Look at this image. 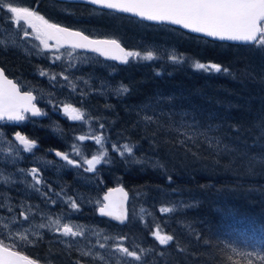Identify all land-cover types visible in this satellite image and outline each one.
Wrapping results in <instances>:
<instances>
[{
    "label": "trees",
    "instance_id": "1",
    "mask_svg": "<svg viewBox=\"0 0 264 264\" xmlns=\"http://www.w3.org/2000/svg\"><path fill=\"white\" fill-rule=\"evenodd\" d=\"M56 4L62 12L61 17L54 15L56 23H77L81 29L91 25L102 33H119L120 41L122 37L141 38L137 32L141 30L154 40L166 37L191 61L228 68V73L196 71L187 68V60L181 66L166 64L163 72L150 63L118 65L115 77L129 92L111 101L93 97L88 109L112 122L109 140L137 144V157L147 162L126 165L120 158L114 160L102 173V188L104 193L111 186L123 185L132 199L143 200L149 213L147 223L161 224L173 235V241L160 248L166 252V264H248L249 260L264 264V49L210 40L107 10L101 13L85 3ZM90 14L93 18L86 21ZM72 15L79 19L73 21ZM25 63L23 56L0 50L2 66L23 70ZM159 97L171 113L156 116L150 124L138 120L133 107ZM182 119L186 122L181 123ZM51 128L35 126L22 132L42 140ZM60 137L49 138L41 146L67 152L71 140L63 143ZM179 201H184L179 210L160 214L161 206ZM99 219L152 250L159 249L147 224L137 222L130 229V216L124 225ZM187 222L192 223L190 228ZM59 247V243L41 241L24 247V252L41 264H67Z\"/></svg>",
    "mask_w": 264,
    "mask_h": 264
},
{
    "label": "snow or ice",
    "instance_id": "2",
    "mask_svg": "<svg viewBox=\"0 0 264 264\" xmlns=\"http://www.w3.org/2000/svg\"><path fill=\"white\" fill-rule=\"evenodd\" d=\"M81 2L96 7L101 13L107 10L110 14H127L144 21L176 25L191 33L201 34L219 41L239 42L264 49V0H81ZM0 10H6L10 17L6 22L12 24L17 31L23 25L21 40H28L31 36L39 42L38 45H34L36 55L48 57L52 64L67 58L69 63L65 71L56 73L49 69L39 68L37 74L41 78H46L50 85L60 84V80H63L64 84L60 86L67 87L72 92L77 91L78 85L65 72L67 69L77 66L71 61L75 59L74 54L78 51L95 53L106 60L118 61L121 64L141 60L155 61L159 58L154 50H145L143 53L129 50L117 38H94L83 30L52 22L28 6H18L14 0H0ZM9 47H19L15 38L7 43L0 41V48L7 50ZM168 59L173 64H182L186 57L172 52ZM192 67L197 71L207 73L229 72L228 68L214 62L195 61ZM157 74L159 75V73ZM83 83L87 84L88 82L83 81ZM114 91L117 96H121L127 94L129 89L121 84ZM80 95L83 97L87 93L81 92ZM42 99V94H34V91H21L19 84L8 78L5 70L0 68V122H8L18 127L30 118L47 117V112L38 106V101ZM52 100L50 95V106L56 110L58 115H62L68 121L90 125L94 119L82 107L66 102H61L57 106L52 103ZM143 121L148 124L153 122L150 116L143 117ZM99 127L103 129L105 124L101 123ZM53 130L61 131L59 126ZM89 132H91V128H89ZM5 135L0 131V142L8 145L6 153L0 148V154L3 155V160L0 162L5 165L0 168V187L14 189L17 185H23L25 191L31 190L38 194L45 205H56L58 201H61L69 211L53 217L38 206L29 205L24 201L13 204L11 203L12 197L0 193V209H5L9 214L0 216V227L8 230L12 225H28L21 231L7 232V239L12 241L11 244H6L3 239H0V264H38L37 260L15 250V242L22 241L30 244L34 240H42L44 230L53 234L56 243L63 245V251L75 250L79 252L81 259H77L73 264H82L83 257H89L91 264H97V262L107 264L105 255L99 250L110 251L113 254H119L121 258H131L135 262H142L146 255L153 251L151 248L145 249L139 246L130 250L125 246L128 237L124 235L116 237L103 235V242H101L102 229L91 231V235L97 238L95 244L89 241L88 246H82L79 238H86L89 230L82 225L63 222L73 213L80 211L81 204L77 201L81 198L67 195L63 188L60 192H55L51 185L46 184L38 167L16 168L15 172H7L8 165L14 167L22 159L21 153L33 154L34 150L38 148V142L21 131L14 132L11 141L6 140ZM88 140L94 141L95 145L99 146L98 152L90 157L84 153L80 143ZM107 143H109V139L104 134H81L74 137L70 152L52 151L65 165L83 168L86 173L96 174L99 170L98 166L114 163L108 147L105 146ZM138 148L137 144L127 141L119 145L111 143V152L117 154L126 165H142L147 162L146 158L137 157L136 150ZM72 153L79 159L72 158ZM47 163L52 162L48 161ZM153 166H158V164ZM17 176L23 177V179L18 180L15 178ZM28 177L31 178L30 182ZM168 179L171 182V177ZM44 188L47 191L42 190ZM113 193H120V195L114 196ZM127 201L128 193L124 191L123 187L109 189L102 202H97L99 204L98 213L124 225L129 219ZM17 207L20 209L18 215L16 214ZM159 211L170 213L174 211V208L161 207ZM140 212L143 214L145 209L141 208ZM37 216L41 221L39 223L34 222ZM151 236L158 241L160 246H167L173 241V235L162 234L159 230L152 231ZM110 240L113 241L111 245L109 244ZM49 243L51 244L52 241ZM158 255L162 257L163 254ZM248 264H252L251 260L248 261Z\"/></svg>",
    "mask_w": 264,
    "mask_h": 264
},
{
    "label": "rangeland",
    "instance_id": "3",
    "mask_svg": "<svg viewBox=\"0 0 264 264\" xmlns=\"http://www.w3.org/2000/svg\"><path fill=\"white\" fill-rule=\"evenodd\" d=\"M39 1L42 0H35V2L34 0H14V2L18 6H28L43 15V11L40 8ZM67 11L70 13L69 10ZM91 17L93 18L92 14H90V16H87L86 21L91 20ZM46 18H48L52 22H55L53 20L55 19L53 15H50V18L49 17ZM9 19L10 17L7 14L6 10H0V41H4L5 43H7L10 42L13 38H15L19 47H9L7 50H3V48H0V50L5 52L13 51V55L23 56L26 59V63L24 64L25 66H23L24 68L23 70L22 69L19 70L18 68L15 67H13L12 70L14 71L15 75H17L20 79H22L25 82L26 89L35 91L37 95L42 94L43 99L38 102L39 107L45 110L48 114L47 117L45 118H30L29 120L20 124L19 128L25 131L28 130L29 128L37 126L38 129L44 130L46 126H51L52 127L51 131L49 129L48 131L46 130L47 134H45V136L50 135V137H56L62 135V137H60L59 140L63 143H67L68 139H70L71 143L66 148L67 152L71 151V145L74 142V137L78 135L104 134L108 137V132L110 128H112L113 126L112 122L101 116L94 115L93 112L88 109L89 106L88 102L91 103V99L93 97H101L104 98L105 101H111V100H117L118 98L123 97L125 95L124 94L121 96H117L114 91V89L119 87L121 84L127 86L124 82H122L120 79L115 77L118 72V64L112 61H108L95 53L78 51V53L74 54L75 59L71 61L72 63H76L77 66L72 69H67V71L65 72L66 75H70L71 78L77 83L78 85L77 91L72 92L67 87H61L60 85L64 84L63 80H60V84L50 85L49 81L46 78H41L38 76L37 70L39 68H44V69H49L52 72L59 73L61 71H65L69 61L65 57L64 60L52 64L48 57H41L39 55H36L34 45H38L39 42L35 41L31 36L28 38V40H21L20 38L22 37L24 30L23 25H21L19 31H17L12 24L6 22ZM71 19L74 21L76 19H79V17L73 16ZM70 24L74 28H77L76 26H79L77 23H70ZM136 27L142 28L144 26L137 25ZM77 29H81V28H77ZM81 30H84L86 33H88L90 36L93 37H107V38H117V39L118 37H120L119 33H113V32L102 33V29H97V27H93L91 25H88L87 27ZM28 31L30 32L31 30L29 29ZM133 32H131L132 35H134ZM137 32L139 35L142 34L143 36H141V38L139 36H136L133 39L132 38L126 39V37H122L123 40H121V42L124 43L127 49L140 51L141 53H143L145 50H154L156 51L157 56L159 58L156 59L155 61L141 60V61H130V63L133 64V63L141 62V63L154 64L159 68L160 72H163L164 69L168 67L166 64H170V63L173 64L168 59V56L172 52H175L178 55H182L174 45L167 42L170 40L167 39L166 37L164 38L165 41H158L149 37V34L147 35L143 34L141 30H138ZM150 32L155 33L153 30H150ZM157 34L160 35L162 33L159 32ZM97 35H101V36H97ZM186 60H187V68H189V66L192 67V64L195 61H198L195 59H192L191 61V59H187V58ZM184 63L174 64V65L181 66L184 65ZM83 81H87L88 83L85 84L83 83ZM81 92H85L87 93V95L82 97L80 95ZM50 95L53 98L52 103L56 104L57 106H59L61 102H66V103H72L78 107H82L84 110H86L88 115L94 118L91 124L85 125L82 124L81 122H71L65 119L62 115H58L56 110H54L53 107H51L49 104ZM161 100L162 97H159L154 102H147L144 104L135 105L133 107V112L135 113L137 119L143 121V117L145 116H150L152 117V119H154L156 116H161V115L167 116L168 113H171V110L166 109L162 105ZM176 114H178V117L181 116L180 112ZM172 115L173 114H171L170 116ZM58 119L60 120L59 122H57ZM137 119L136 121L138 122ZM180 122L184 123L186 121L182 119L180 120ZM101 123L105 124V127L103 129L99 127ZM55 124L56 126H59L61 131L54 132L53 129L56 127ZM17 128L18 127L8 122H0V131L6 134L5 135L6 140L11 141L13 139L12 134L16 131ZM89 128H91V132H89ZM80 143L83 147L84 153L87 156L90 157L92 154L98 152L99 146L95 145L94 141L88 140ZM111 143H117L119 145L124 142L118 143L116 141L109 140V143L105 145L106 147H108L109 152L114 161L119 157L117 154L111 152ZM0 148H2L6 153L8 145L6 143L0 142ZM47 153L49 156L47 155ZM21 155H22V159L19 162H17L14 167L11 165L7 166V172H15L16 168L30 169L32 167H38L41 170V175L44 181L46 182V184L51 185L52 189L55 192H60V190L63 188L66 191L67 195L81 198L78 199L77 201L78 203L81 204L80 211L73 213L63 222L82 225L89 230V232L86 234V238H79V242L82 246L85 247L88 246L89 241H91L92 244H95L97 238L91 235L92 230H101V229L103 230L101 236V242H103V235H107L110 237H116L120 235L127 236L125 235L124 230H118L119 227H115V226L110 227L108 225H104L101 223V219H99L97 215H94V213H97V209L99 206L97 202H102L103 200L102 173L109 165L98 166L99 170L98 173L96 174L86 173L83 168H74L72 166L65 165L63 161H61L58 157H55L53 154L49 153L48 149L47 150L44 149L41 145L34 150L33 154L21 153ZM72 158L79 159L78 157L75 156L74 153H72ZM2 160H3V155L0 154V161ZM48 161H51L52 163H47ZM3 167H5V165L2 162H0V168ZM15 178L18 180L23 179V177H19V176ZM28 180L30 182L31 178L28 177ZM42 190L47 191L46 188ZM0 193L12 197L11 203L13 204H19L20 201H24L29 205L38 206L39 208L43 209L44 212L49 213L53 217H55L56 215H62L63 213L69 211L66 205H64L63 202L61 201H58L56 205H51V204L45 205V203L42 201V198L38 194L32 192L31 190L25 191L23 185H17L14 189L0 187ZM136 196L138 198L139 195ZM132 200L133 201L129 204L130 229L133 226H135L138 222L140 226H145L147 224L149 226V229L152 228V231L159 230L162 234H170L161 224H157L152 221L150 223H147L150 220L148 219L149 213L146 211V207L142 199L136 200V198H134ZM183 203L184 201H179L161 207H171L174 208L175 211V210H179L183 206ZM59 205L60 207H58ZM141 208L145 209V212L143 214H141L140 212ZM19 211L20 209L17 207L16 208L17 215L19 214ZM160 214L163 213L160 212ZM8 215L9 214L5 209H0V216H8ZM34 222L35 223L41 222L39 216H37ZM27 226H28L27 224L12 225L8 230H4L2 227H0V239H3L6 244H11L12 241L7 239V232L21 231L23 227H27ZM186 226L190 228L192 226V223L187 222ZM127 237L128 239L125 241V246L129 247L130 250H132L136 246L145 249L149 248L144 244L143 241L133 237H129V236ZM150 237L154 239V237H152L151 235ZM43 238H45L46 244H50L49 243L50 241H52V243H55V237L53 236V234L47 232V230H44ZM36 243L37 241L35 240L30 244L22 241H16L15 249L17 250L20 249V251L24 252V247L28 245H34ZM112 243L113 241L110 240L109 244L111 245ZM156 243L158 244V241H156ZM158 246L159 249H154L152 252L148 253L146 257L142 260V262L132 261L131 258H121L119 254H113L110 251L109 252H105L104 250H99V251L103 255H105L107 264H125L126 261L127 264H166L164 262V260L166 259V252L163 253L162 250L160 249L161 247L165 248L166 246H160L159 244ZM58 250L59 252H62V255H65V259H66L65 263L67 264H73V262L76 261L77 259H81L79 252L75 250L71 252H65L63 251V245L61 244ZM161 253L163 254L162 257L158 255ZM88 262L91 263L89 257L82 258V264H88ZM97 264H103V262H97Z\"/></svg>",
    "mask_w": 264,
    "mask_h": 264
},
{
    "label": "flooded vegetation",
    "instance_id": "4",
    "mask_svg": "<svg viewBox=\"0 0 264 264\" xmlns=\"http://www.w3.org/2000/svg\"><path fill=\"white\" fill-rule=\"evenodd\" d=\"M34 2H35V0H34ZM57 2H60V3H63V2H65V1H59V0H57ZM39 5H40V8H41V10L43 11V15L44 16H46V17H50V15H57L58 17H61L62 16V12L60 11V9H56V6H59L58 4H56V0H42V1H39ZM57 10H58V12H57ZM70 27V26H69ZM6 67V69L9 71V72H11L14 76H15V78L22 84V88L24 87V89L26 88V84H25V82L22 80V79H20L17 75H15L14 74V71L12 70V68L10 67V66H5ZM30 75V74H29ZM40 101V100H39ZM38 101V102H39ZM20 131L22 132V130L20 129ZM22 133H24V132H22ZM25 134V133H24ZM49 138H53V137H45V136H43L42 137V140L41 139H38L37 138V140L36 141H39L38 142V147L41 145V144H43V141L44 142H46V141H48V139ZM49 150V149H48ZM50 153V152H49ZM47 155H48V153H47ZM49 156V155H48ZM56 157V156H55ZM44 242V243H46L45 242V238H43L42 240H39V241H37V243L36 244H34V245H28V246H32V247H34V246H36L38 243H40V242ZM27 246V247H28Z\"/></svg>",
    "mask_w": 264,
    "mask_h": 264
},
{
    "label": "water",
    "instance_id": "5",
    "mask_svg": "<svg viewBox=\"0 0 264 264\" xmlns=\"http://www.w3.org/2000/svg\"><path fill=\"white\" fill-rule=\"evenodd\" d=\"M60 1H68V2H79V3H83V2H81V0H60ZM86 4H87V3H86ZM89 5H90V4H89ZM125 15H127V14H125ZM129 16H131V15H129ZM132 17H134V16H132ZM135 18H136V17H135ZM139 20H140V19H139ZM143 21H144V20H143ZM146 22H149V21H146ZM149 23L160 24V23H155V22H149ZM165 24H167V23H165ZM167 25H171V24H167ZM63 26H64V25H63ZM171 26H174V27H176V28H180V29H182L181 27L176 26V25H171ZM73 29H74V28H73ZM77 30H78V29H77ZM182 30L191 33V32L188 31V30H185V29H182ZM192 34H195V35H199V36L204 37V36L201 35V34H196V33H192ZM98 38H107V37H98ZM205 38L210 39V40L219 41V40H216V39H213V38H208V37H205ZM119 41H120V40H119ZM120 42H121V41H120ZM221 42H229V43H235V44H242V43H239V42H231V41H221ZM121 44L127 49V47H126L122 42H121ZM245 45H246V44H245ZM101 57H102V56H101ZM102 58H104V57H102ZM104 59H105V58H104ZM109 61H112V60H109ZM113 62H115V63L121 65V63H119L118 61H113ZM0 68H2V67H0ZM8 78H10V77H8ZM10 79H13V78H10ZM13 80H14V79H13ZM38 106H39V105H38ZM59 151H60V150H59ZM118 187H123L124 191L128 193L127 210H128V215H129V201H130L131 194H130V192H129V191H128L123 185L119 184V185H115V186H111V187L107 188V189L105 190V192L103 193L102 198L104 197L105 194L108 193V190H109V189H115V188H118ZM113 195H114V196H119L120 193H113ZM97 214H98L99 216H101V215L98 213V210H97ZM101 217H103V216H101ZM105 218H107V219L113 221L111 218H108V217H105ZM113 222L119 224V222H117V221H113ZM127 222H128V221H127ZM127 222H126V223H127ZM120 225H121V224H120Z\"/></svg>",
    "mask_w": 264,
    "mask_h": 264
},
{
    "label": "bare ground",
    "instance_id": "6",
    "mask_svg": "<svg viewBox=\"0 0 264 264\" xmlns=\"http://www.w3.org/2000/svg\"><path fill=\"white\" fill-rule=\"evenodd\" d=\"M54 94V93H53ZM53 131V130H52ZM55 132V131H54ZM61 134V133H60ZM47 150V149H46ZM79 180V179H78ZM69 182V181H68ZM67 183V182H66ZM61 205V204H60ZM60 205L58 207H60ZM61 209V208H60ZM105 225V224H104Z\"/></svg>",
    "mask_w": 264,
    "mask_h": 264
}]
</instances>
